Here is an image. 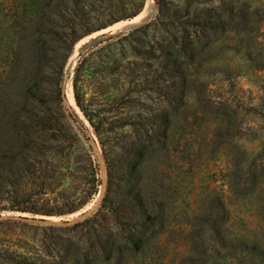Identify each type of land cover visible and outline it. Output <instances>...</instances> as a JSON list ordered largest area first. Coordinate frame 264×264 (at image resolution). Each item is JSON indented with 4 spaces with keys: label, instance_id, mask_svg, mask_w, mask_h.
Segmentation results:
<instances>
[{
    "label": "rangeland",
    "instance_id": "rangeland-1",
    "mask_svg": "<svg viewBox=\"0 0 264 264\" xmlns=\"http://www.w3.org/2000/svg\"><path fill=\"white\" fill-rule=\"evenodd\" d=\"M140 5L133 18L81 39L64 78V104L77 113L69 123L75 134H86L100 163L99 192L70 214L5 209L0 219L35 224L14 226L26 238L42 240L47 232V254L61 244L73 251L79 243L87 259L80 264H261L264 0H131L126 11ZM201 20L207 24L197 25ZM119 33L131 34L102 41ZM84 47L93 52L89 69L96 70L85 73L86 98L114 126L103 133L106 153L74 97ZM23 88L14 85L13 101L0 111V157L29 128L11 122ZM116 95L120 102L109 112L107 102ZM34 123L26 120L47 144L46 126ZM108 185L107 204L120 219L101 211L93 222L76 225L99 208ZM34 187L38 203L47 205V171ZM5 197L0 204L8 206ZM144 209L153 216L147 225ZM42 226L47 231L35 228ZM137 229L144 234L135 248Z\"/></svg>",
    "mask_w": 264,
    "mask_h": 264
},
{
    "label": "trees",
    "instance_id": "trees-1",
    "mask_svg": "<svg viewBox=\"0 0 264 264\" xmlns=\"http://www.w3.org/2000/svg\"><path fill=\"white\" fill-rule=\"evenodd\" d=\"M130 2L0 0V111L10 105V100L13 101V86L24 84L20 91L22 99L16 102L18 107L12 109L11 122L29 127L23 130V138L17 142L13 140L7 154L0 157V200L6 194L5 199L11 201L8 206L0 204V212L10 209L50 216L70 214L82 209L99 192L102 184L100 163L86 134L83 133L82 137L75 134L69 123L70 120L74 122L77 113L70 112L64 104L63 84L76 44L95 31L107 28L121 19L136 16L142 5L127 12L126 5ZM206 24L204 20L197 23L199 26ZM130 34L119 33L102 41L128 38ZM86 51V47L80 49L81 57L73 77L74 97L105 152L103 133L112 130L114 126L106 117L98 116L83 90L85 73H96V70L92 71L88 67L93 52ZM119 102L120 95L111 96L107 102L111 107L108 111L111 112L112 106ZM43 108L46 112L41 114ZM26 120H34L35 127L40 123L46 126L47 144L39 140V129L27 126ZM46 171L47 205H44L38 203V191H35L34 185L38 176L44 177ZM30 179L31 187L16 186L19 180L29 182ZM4 181L11 186L10 190L7 186L6 189L3 187ZM14 185L16 187L13 188ZM108 192L109 185L99 208L76 225L93 222L101 211L108 212L116 220L120 219L119 210L107 204ZM141 215H145V225L153 219L152 214L145 209ZM17 225L35 226L28 222L0 219V264H47V255L48 264L85 263L86 257L80 251L79 243L73 251L61 244L62 247L58 249L50 248L47 254V232L42 240H39V235L26 238L15 232L14 226ZM35 228L47 231V226ZM142 234L141 229L132 234L136 236L132 238L133 247L141 246ZM58 238L62 241L64 239L62 236ZM258 257L261 258V264H264L262 253Z\"/></svg>",
    "mask_w": 264,
    "mask_h": 264
},
{
    "label": "water",
    "instance_id": "water-1",
    "mask_svg": "<svg viewBox=\"0 0 264 264\" xmlns=\"http://www.w3.org/2000/svg\"><path fill=\"white\" fill-rule=\"evenodd\" d=\"M131 28H133V27L132 26H124L122 29L127 30V29H131Z\"/></svg>",
    "mask_w": 264,
    "mask_h": 264
}]
</instances>
